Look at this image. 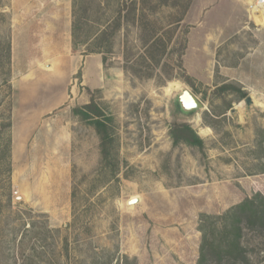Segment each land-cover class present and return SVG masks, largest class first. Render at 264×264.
<instances>
[{
  "label": "rangeland",
  "instance_id": "374dc122",
  "mask_svg": "<svg viewBox=\"0 0 264 264\" xmlns=\"http://www.w3.org/2000/svg\"><path fill=\"white\" fill-rule=\"evenodd\" d=\"M132 1L0 0V264H198L201 215L264 197V23L252 18L264 11L254 0H149L156 26L176 33L160 64L141 59L132 16L110 52L92 53ZM87 88L115 119L116 173L72 112L90 102ZM184 89L204 109L184 113ZM175 124L205 148L174 145ZM240 222L246 260L223 264H264V231L248 212Z\"/></svg>",
  "mask_w": 264,
  "mask_h": 264
},
{
  "label": "trees",
  "instance_id": "16d2710c",
  "mask_svg": "<svg viewBox=\"0 0 264 264\" xmlns=\"http://www.w3.org/2000/svg\"><path fill=\"white\" fill-rule=\"evenodd\" d=\"M148 1L149 0H141L140 4L132 1L130 5L124 3L106 28L100 31L98 35L96 34V40L94 39L95 46L92 47L91 52L100 54L110 52L112 47V42L110 41H112L121 30L124 20L126 18L130 19L129 17L132 16L133 21L137 20L141 28L140 31L145 49L141 59L145 63L160 64L161 60L167 56L176 33L172 28H161L156 26L157 23L153 19V16L157 11V7L150 4ZM76 5L77 2L75 1L72 32L75 41L80 39L78 33L81 21V17L79 18L76 12ZM184 18L185 14L171 25H174V27L179 26L184 21ZM87 43L88 40H85V44ZM105 47L108 48L104 50ZM7 59L8 62H10V44L7 45ZM134 73L137 75V71ZM151 77L152 73L147 75V78ZM229 88L230 87L226 85L222 87L223 90ZM87 91L90 95V102L75 107L72 112L74 116L79 117L81 121L95 129L100 139L103 166L104 168H111L112 172L116 173L119 166L116 161L114 148L116 142L114 133L115 119L94 97V93H101V90L91 91L87 88ZM245 97L246 95L242 94L241 99ZM8 127H11V124L8 125ZM170 133L174 145L183 143L188 146L198 147L201 150L205 148L204 140L188 124H175L171 128ZM247 212L249 224L252 226L257 225L264 231V197L260 194H256L254 197L245 200L221 217L216 218L205 214L201 215L199 229L202 232V242L198 264H223L225 261L230 262L232 260L236 263L241 260H246L245 251L241 242L243 228L240 224V218ZM220 220L221 223L217 224Z\"/></svg>",
  "mask_w": 264,
  "mask_h": 264
},
{
  "label": "water",
  "instance_id": "95a60500",
  "mask_svg": "<svg viewBox=\"0 0 264 264\" xmlns=\"http://www.w3.org/2000/svg\"><path fill=\"white\" fill-rule=\"evenodd\" d=\"M79 48H82L81 45H79ZM177 102L181 107V110L186 114H191L196 111L204 109V104L188 89H184L181 91L177 98ZM246 103L249 107H252L255 105V100L252 96H249L246 99ZM233 113H236V110H233ZM23 199V198H21ZM141 203V199L139 197L133 198L130 200L129 205L131 208L134 206H137Z\"/></svg>",
  "mask_w": 264,
  "mask_h": 264
},
{
  "label": "crops",
  "instance_id": "0c3cea01",
  "mask_svg": "<svg viewBox=\"0 0 264 264\" xmlns=\"http://www.w3.org/2000/svg\"><path fill=\"white\" fill-rule=\"evenodd\" d=\"M218 1V0H217ZM217 1L216 0H214V4H216V6H217ZM243 1V3H244V5H246L247 3H250V1L251 0H242ZM26 6H30V5H26ZM254 10H253V14H252V18H254V19H256V16L254 15ZM224 22H230V17H228V19L226 20H224ZM223 22V23H224ZM253 23H255V25L257 24L254 20H253ZM227 24V23H226ZM46 30H48V31H50V30H52V31H55L56 32V30L58 29V27H56L57 25L56 24H49V23H46ZM200 26V25H199ZM199 26H198V24H197V26L196 27H193V28H195L196 30H198L199 29ZM58 31V30H57ZM59 31H61V29L59 30ZM227 30H224V37L227 35V32H226ZM225 32H226V34H225Z\"/></svg>",
  "mask_w": 264,
  "mask_h": 264
},
{
  "label": "bare ground",
  "instance_id": "6f19581e",
  "mask_svg": "<svg viewBox=\"0 0 264 264\" xmlns=\"http://www.w3.org/2000/svg\"><path fill=\"white\" fill-rule=\"evenodd\" d=\"M253 8H256L255 7V0H254V5H253ZM264 11V10H262ZM254 15L258 17V21L261 22V23H264V14L262 12H258V10L254 11ZM182 91V90H181ZM210 132V129H202L201 130V134H206Z\"/></svg>",
  "mask_w": 264,
  "mask_h": 264
},
{
  "label": "built area",
  "instance_id": "2783aa9c",
  "mask_svg": "<svg viewBox=\"0 0 264 264\" xmlns=\"http://www.w3.org/2000/svg\"><path fill=\"white\" fill-rule=\"evenodd\" d=\"M255 7L264 10V0H255Z\"/></svg>",
  "mask_w": 264,
  "mask_h": 264
}]
</instances>
